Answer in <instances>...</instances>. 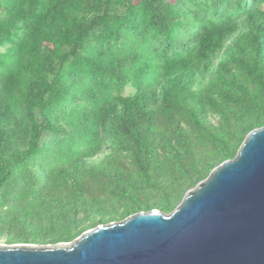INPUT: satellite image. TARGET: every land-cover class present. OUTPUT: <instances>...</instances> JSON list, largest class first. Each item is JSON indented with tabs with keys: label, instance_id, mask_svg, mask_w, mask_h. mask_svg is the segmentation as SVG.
Returning <instances> with one entry per match:
<instances>
[{
	"label": "trees",
	"instance_id": "16d2710c",
	"mask_svg": "<svg viewBox=\"0 0 264 264\" xmlns=\"http://www.w3.org/2000/svg\"><path fill=\"white\" fill-rule=\"evenodd\" d=\"M263 125L264 0H0L8 244L169 213Z\"/></svg>",
	"mask_w": 264,
	"mask_h": 264
},
{
	"label": "water",
	"instance_id": "95a60500",
	"mask_svg": "<svg viewBox=\"0 0 264 264\" xmlns=\"http://www.w3.org/2000/svg\"><path fill=\"white\" fill-rule=\"evenodd\" d=\"M0 264H264V125L171 212L139 211L69 242L0 243Z\"/></svg>",
	"mask_w": 264,
	"mask_h": 264
},
{
	"label": "rangeland",
	"instance_id": "374dc122",
	"mask_svg": "<svg viewBox=\"0 0 264 264\" xmlns=\"http://www.w3.org/2000/svg\"><path fill=\"white\" fill-rule=\"evenodd\" d=\"M129 90L126 89L124 93H127ZM207 118H209L211 120V122H213L214 124L219 120V117L218 115L215 113V112H208L207 114ZM0 243H5V244H8L4 241V237L1 236L0 237ZM26 244H34V243H26Z\"/></svg>",
	"mask_w": 264,
	"mask_h": 264
}]
</instances>
